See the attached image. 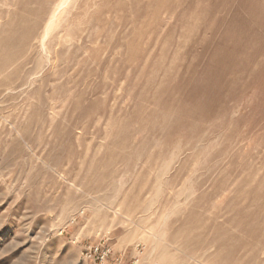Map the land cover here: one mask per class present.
I'll use <instances>...</instances> for the list:
<instances>
[{
	"label": "rangeland",
	"instance_id": "374dc122",
	"mask_svg": "<svg viewBox=\"0 0 264 264\" xmlns=\"http://www.w3.org/2000/svg\"><path fill=\"white\" fill-rule=\"evenodd\" d=\"M96 246L264 264V0H0V264Z\"/></svg>",
	"mask_w": 264,
	"mask_h": 264
},
{
	"label": "built area",
	"instance_id": "2783aa9c",
	"mask_svg": "<svg viewBox=\"0 0 264 264\" xmlns=\"http://www.w3.org/2000/svg\"><path fill=\"white\" fill-rule=\"evenodd\" d=\"M111 250L109 248H105L102 246L101 248L99 246H96L93 249V254H97V259L99 262L97 264H103V261H105L107 258L111 257ZM113 258V257H112ZM123 255H119L115 258V263L116 264H123ZM136 262L132 261L130 264H135Z\"/></svg>",
	"mask_w": 264,
	"mask_h": 264
}]
</instances>
